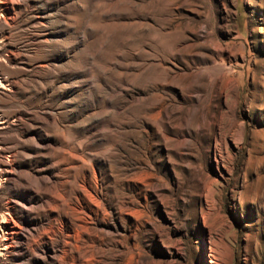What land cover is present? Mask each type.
Instances as JSON below:
<instances>
[{
    "label": "rangeland",
    "instance_id": "rangeland-1",
    "mask_svg": "<svg viewBox=\"0 0 264 264\" xmlns=\"http://www.w3.org/2000/svg\"><path fill=\"white\" fill-rule=\"evenodd\" d=\"M4 219L0 264H264V0H0Z\"/></svg>",
    "mask_w": 264,
    "mask_h": 264
},
{
    "label": "bare ground",
    "instance_id": "bare-ground-1",
    "mask_svg": "<svg viewBox=\"0 0 264 264\" xmlns=\"http://www.w3.org/2000/svg\"><path fill=\"white\" fill-rule=\"evenodd\" d=\"M2 177V176H1ZM3 224L0 225V237L1 240H6L9 237L13 236V235H17L18 234V230H17V226L7 220H3L2 221ZM0 240V241H1ZM20 242H18V246H21L23 243V238L19 237ZM22 241V242H21ZM6 246L5 244L2 245V247H0V249H4Z\"/></svg>",
    "mask_w": 264,
    "mask_h": 264
}]
</instances>
